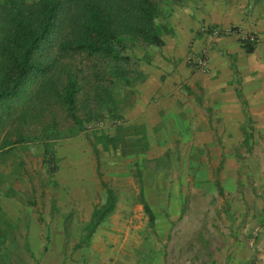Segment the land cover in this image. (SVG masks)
<instances>
[{
  "label": "rangeland",
  "instance_id": "374dc122",
  "mask_svg": "<svg viewBox=\"0 0 264 264\" xmlns=\"http://www.w3.org/2000/svg\"><path fill=\"white\" fill-rule=\"evenodd\" d=\"M156 27L123 36L82 129L61 113L3 149L0 126V264H264V0H162Z\"/></svg>",
  "mask_w": 264,
  "mask_h": 264
},
{
  "label": "trees",
  "instance_id": "16d2710c",
  "mask_svg": "<svg viewBox=\"0 0 264 264\" xmlns=\"http://www.w3.org/2000/svg\"><path fill=\"white\" fill-rule=\"evenodd\" d=\"M161 1L0 0V126L9 128L2 148L23 143L25 128L34 123L43 133L54 132L61 113L82 129L83 110L88 115L93 104L116 103L123 36L162 46L156 27ZM255 44L242 40L247 53ZM44 153L55 171L51 144ZM140 200L152 220L142 195ZM113 208L114 193L106 188L105 203L90 215L85 240Z\"/></svg>",
  "mask_w": 264,
  "mask_h": 264
}]
</instances>
